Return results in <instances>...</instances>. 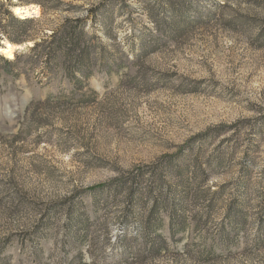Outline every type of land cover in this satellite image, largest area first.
I'll return each instance as SVG.
<instances>
[{
  "label": "rangeland",
  "instance_id": "374dc122",
  "mask_svg": "<svg viewBox=\"0 0 264 264\" xmlns=\"http://www.w3.org/2000/svg\"><path fill=\"white\" fill-rule=\"evenodd\" d=\"M89 9L79 89L27 53ZM4 41L0 264H264V0H0Z\"/></svg>",
  "mask_w": 264,
  "mask_h": 264
},
{
  "label": "trees",
  "instance_id": "16d2710c",
  "mask_svg": "<svg viewBox=\"0 0 264 264\" xmlns=\"http://www.w3.org/2000/svg\"><path fill=\"white\" fill-rule=\"evenodd\" d=\"M5 13L13 19L6 11ZM94 17V10L89 9L83 18L68 20L66 24L61 25L53 31L52 35L48 36L46 40L35 43L34 46L29 48L27 53L29 54V58L27 59L31 64L41 62L45 66L52 63H62L66 78H68L74 86L79 87V89L82 88V80H87L92 76L94 61L100 62V65L102 63V55H99L101 49L97 43H92V40L97 37L94 33H88L87 22L90 19L94 21ZM18 23L23 30V34L28 26L32 24V20H23ZM22 34L21 36L10 39V41L16 44L26 41L28 37ZM24 55L25 54H17L13 62H11L12 60L0 57L6 61L4 67L11 69ZM145 174L149 175L148 181L150 186L161 183V177L158 172L139 169L136 174L131 175V178L129 177L126 180H122L116 186L125 190L127 197L133 198L139 193L137 188ZM154 210L155 205L152 207L151 212ZM148 227L150 231H155V226H152L150 222Z\"/></svg>",
  "mask_w": 264,
  "mask_h": 264
},
{
  "label": "bare ground",
  "instance_id": "6f19581e",
  "mask_svg": "<svg viewBox=\"0 0 264 264\" xmlns=\"http://www.w3.org/2000/svg\"><path fill=\"white\" fill-rule=\"evenodd\" d=\"M14 14L21 20H25L26 18L36 17L39 14V9L37 7H24V8H14ZM18 47L14 44H11L8 41H4L0 44V56L7 59L12 60L14 56V52Z\"/></svg>",
  "mask_w": 264,
  "mask_h": 264
},
{
  "label": "water",
  "instance_id": "95a60500",
  "mask_svg": "<svg viewBox=\"0 0 264 264\" xmlns=\"http://www.w3.org/2000/svg\"><path fill=\"white\" fill-rule=\"evenodd\" d=\"M13 11V10H12Z\"/></svg>",
  "mask_w": 264,
  "mask_h": 264
}]
</instances>
